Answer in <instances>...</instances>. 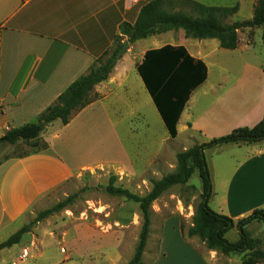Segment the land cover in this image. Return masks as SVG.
I'll list each match as a JSON object with an SVG mask.
<instances>
[{"label":"crops","instance_id":"1","mask_svg":"<svg viewBox=\"0 0 264 264\" xmlns=\"http://www.w3.org/2000/svg\"><path fill=\"white\" fill-rule=\"evenodd\" d=\"M150 1L0 0V137L10 128L35 121L98 58L118 42L127 40L121 25L134 24L142 6ZM194 1L218 7L238 5L239 10L226 19L227 23L237 21L235 16L244 4H250L254 10L256 2ZM259 28L262 30V27L239 30L235 49L221 47L216 38L187 37L183 29L151 35L148 37L151 42L143 47L138 46V41L148 38L130 44L137 46L141 58L135 66L137 72V65L143 62L148 50L167 45L183 46L191 57L205 64L206 79L192 88L177 122V136L171 137L139 72V77L132 76V80L146 95L131 108L127 118H132L123 130L122 108L112 100L120 88L127 91V79L119 83L111 78L110 72L108 79L95 86L94 94L98 95L95 101L78 111L68 124L58 119L43 130L40 138L48 144L46 149L36 148L0 161V243L24 225L31 209L45 203L50 194L80 172L108 164L126 166L128 159L124 154L132 151L123 135L131 134L132 141L138 131L131 125L132 119L141 120L149 128L154 124L151 114L164 124L168 133L162 132L163 137L179 139L183 133L187 143L192 141L191 145L259 123L264 117V56L258 57L256 46L257 42L263 43V30L257 33ZM165 34L168 35L164 37ZM215 39L218 43L210 47L207 41ZM217 56L232 57L230 60L237 57L238 65L229 66V60L227 66L218 67L217 75L212 76ZM234 69L237 73H233ZM114 83L118 88L113 90ZM19 143L26 142L16 144ZM188 148L185 146L183 151ZM208 149L216 154L208 162L213 184L209 204L235 222L256 209H264V140ZM108 151L113 152L111 158H106ZM173 217L176 219L173 241L177 243H172L170 249L163 244L159 246L150 264H212L204 260L202 252L184 235L179 215L166 219L160 234ZM235 229L240 235L239 229Z\"/></svg>","mask_w":264,"mask_h":264},{"label":"rangeland","instance_id":"2","mask_svg":"<svg viewBox=\"0 0 264 264\" xmlns=\"http://www.w3.org/2000/svg\"><path fill=\"white\" fill-rule=\"evenodd\" d=\"M180 8L189 10L187 6L177 7ZM253 15V7L244 4L239 14L235 16V20L249 19ZM261 31L260 28L257 29V33ZM167 35L165 34L164 37ZM151 40L148 38L138 41L137 44L143 47ZM207 43L212 47L218 41L208 40ZM257 43L259 49L257 55L262 58L264 46L262 42ZM113 50L114 48L103 58V62L112 56ZM137 52V46L135 45L134 48L130 45L111 71V78L117 79V82L120 83L123 78L127 79L125 85L127 91H124L123 87L120 88L117 96L112 100L116 101L117 107L122 108L123 130L128 124L127 121L130 122L129 119L132 118H127L131 108L142 101V95H146V92L140 91L132 80V76L139 77L135 66L141 58ZM231 58L214 57L213 61L217 66L212 67V76L217 75L218 67L224 66L223 64L227 66ZM237 60L238 58L234 57L230 60L229 66H237ZM115 85L116 83L112 84L113 90L118 88ZM150 118L154 120V124L149 128L144 127L141 120L132 119L131 125L138 130L132 141L129 140L131 134L123 135V138L128 140L129 150L132 151L124 154L128 159L126 166L116 167L114 164H108L102 168L84 170L50 194L45 203L31 209L26 214L23 225H30V230L23 234L18 244L15 243L17 245L13 244L0 250V264L12 262L13 264L14 262L17 264H128L134 258L139 245L144 218L139 203L122 195L111 194L107 190L111 176L115 175L116 186L145 195L151 191L155 180H160L163 176L176 171L177 154L182 152L185 146L189 148L193 146L191 140L187 143L183 133L179 139L163 137L162 132L168 133L164 124L151 114ZM107 145L109 147V142ZM36 148L38 147L30 143L0 144V161L10 156L27 154ZM112 153L108 151L106 158H111ZM214 153L212 149H205L207 162H212V156L216 155ZM201 194L202 180L199 172L196 171L187 183L170 187L152 202L149 234L139 264L153 262L158 247L162 244L170 249L172 243H177L173 241L176 234L173 225L175 217L169 223L166 222L160 234L166 219L179 215L187 232L193 224L195 207L201 200ZM70 196L72 198L66 207L35 221L38 213L55 207ZM210 207L215 210V205L210 204ZM245 228L251 236L261 241L260 248L264 250V222L253 221ZM236 232L235 229L228 234L231 241L240 237ZM189 240L202 252L204 260L212 264H243L244 254L224 255L217 250H209L197 236Z\"/></svg>","mask_w":264,"mask_h":264},{"label":"trees","instance_id":"3","mask_svg":"<svg viewBox=\"0 0 264 264\" xmlns=\"http://www.w3.org/2000/svg\"><path fill=\"white\" fill-rule=\"evenodd\" d=\"M187 6L188 11L178 6ZM239 6L218 7L208 6L194 0H151L142 6L134 24L123 23L121 32L130 44L137 40L148 38L169 30L183 29L187 37L198 39L216 38L220 46L235 49L239 43L238 31L246 28L262 27L264 45V0H257L254 5V15L250 19L237 20L232 23L225 19L233 16ZM118 42L106 62L103 58L108 50L98 58L89 71L76 79L67 87L42 113L32 122L10 128L0 137V143L16 144L20 141L33 144L37 149H46L48 144L41 140V133L53 121L61 120L68 124L73 116L98 98L94 94L95 86L108 79L114 65L113 58L122 47ZM138 72L143 78L154 102L162 115L172 138L177 136V122L190 96L192 88L202 83L207 76V68L202 61H196L183 46L171 45L146 52L141 64L137 65ZM264 140V117L253 127H240L227 135L215 137L202 144H195L177 154L178 166L176 171L153 182V188L145 195L131 192L127 188L114 184L116 177L111 176L107 190L114 195L125 196L139 203L143 213L144 223L134 258L128 264H139L147 242L150 229L151 205L163 192L176 184H185L198 171L202 180L201 200L195 207L193 224L186 237L197 236L209 250H217L224 255L234 253L244 254L243 264H258L264 262V250L260 248L261 241L254 238L246 230V225L253 221L264 222V209L254 210L248 217L237 222L230 216L218 213L210 207L213 195V184L210 168L205 156V149L229 144L255 143ZM72 196L59 202L55 207L38 213L36 222L47 217L52 212L61 210L68 205ZM235 227L239 229L238 240L231 241L228 233ZM30 230L25 225L7 240L0 243V250L18 243L23 234Z\"/></svg>","mask_w":264,"mask_h":264},{"label":"water","instance_id":"4","mask_svg":"<svg viewBox=\"0 0 264 264\" xmlns=\"http://www.w3.org/2000/svg\"><path fill=\"white\" fill-rule=\"evenodd\" d=\"M129 46H130L129 41L125 40L123 42L122 47L118 50L115 57L113 58L112 65H114L116 63V61L124 54V52L128 49Z\"/></svg>","mask_w":264,"mask_h":264}]
</instances>
